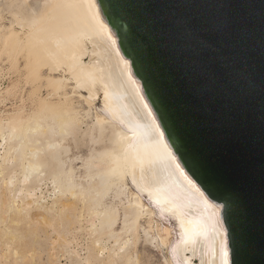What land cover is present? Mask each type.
I'll list each match as a JSON object with an SVG mask.
<instances>
[{"label":"bare ground","instance_id":"bare-ground-1","mask_svg":"<svg viewBox=\"0 0 264 264\" xmlns=\"http://www.w3.org/2000/svg\"><path fill=\"white\" fill-rule=\"evenodd\" d=\"M6 18L8 25H2ZM1 56L8 61H18L20 56L25 59L26 79L40 83L38 89L45 82L49 100L38 97L37 112L27 116L31 119L24 126L26 136L15 129L21 118L0 120L3 146L14 135L21 139L6 148L7 153H0V174L3 164L9 163V153L24 158L23 148L30 143L32 156L19 166L24 186L32 178L39 185L48 173L54 191L78 199L87 208L89 224L97 225L94 231L113 239L117 246L124 240L119 233L127 235L117 250H128L132 240L136 244L142 230L147 244L167 250V264H195V259L198 264H236L226 220L227 202L204 185L175 140L131 54L125 26L114 16L108 0H0ZM57 72L61 74L55 76ZM100 95L101 106L93 108ZM74 97L87 109L80 100L75 105ZM56 135L73 141L87 139L89 153L82 159L85 183L74 181L71 165L65 169V162L71 161L63 159L68 150L60 146ZM12 178L8 184L13 183ZM114 181L125 185L128 194L121 208L120 232L115 230L119 212L105 202L114 193L123 203L120 196L125 191L117 190ZM129 183L136 191L130 192ZM30 188L19 192L36 201V192ZM33 201H27L26 207L38 203ZM68 216H61L65 224L71 221ZM155 216L174 220L175 239L170 237L171 228L159 224ZM144 219L147 228L141 224ZM152 224L154 235L150 234ZM100 241L95 242L99 245ZM128 257L121 264H138Z\"/></svg>","mask_w":264,"mask_h":264},{"label":"water","instance_id":"water-1","mask_svg":"<svg viewBox=\"0 0 264 264\" xmlns=\"http://www.w3.org/2000/svg\"><path fill=\"white\" fill-rule=\"evenodd\" d=\"M175 140L264 264V0H108Z\"/></svg>","mask_w":264,"mask_h":264},{"label":"rangeland","instance_id":"rangeland-1","mask_svg":"<svg viewBox=\"0 0 264 264\" xmlns=\"http://www.w3.org/2000/svg\"><path fill=\"white\" fill-rule=\"evenodd\" d=\"M4 20V23L2 21V25H8L7 18ZM4 57L5 56L0 57V120L7 121V118L10 119L15 116L21 118L25 122L22 121L15 125V129L16 132L26 136L24 126L27 125L29 121L27 119L29 117L27 116L31 115L30 117H32V114L34 115L37 112L36 104L39 96L42 99H46L47 97L46 100H49V96L46 95L48 94V89L44 87L45 82L43 81H41V88H39V90L37 86L40 83L37 85L34 82H31V78L30 80H28V78L26 79V62L25 59L21 58V56L20 58L18 57V61H8V59ZM12 61H15L17 65H12ZM45 72L46 68H44V73ZM58 73L61 74V72H57L54 73L55 76H59L60 74ZM82 94L85 96L88 95L87 92H83ZM101 98L102 97L100 95L94 103L96 106H92L93 108L101 106ZM78 100H80L78 97H74L73 102L75 105L80 104L82 108L87 109V106L81 102V100L78 104ZM53 101H57V99H54ZM80 108H78V110H80ZM54 138L59 141L62 148H66L68 150L67 156L62 155L64 151H61L63 159L65 160L67 158V160L70 159L71 161L69 162L65 160V169L71 165L74 171V181L82 184L85 183L84 181L86 178L85 170L82 167V159L86 158L89 153L86 145L87 139L78 137L73 141L71 137L63 138L60 135H56ZM20 140L21 139L14 135L10 137V141H8V143L4 146L0 140L2 144L0 146V153L4 155L7 153L6 148L16 146ZM24 142H28L27 138H24L23 143ZM33 151L34 147L29 143L23 148L22 154H24V158L20 157V154L17 152H10V155L8 156V159H10L9 163L6 162V165L5 163L3 164L4 170H2L0 174V264H121V259L128 256V258L131 259V263L136 262L137 260L138 264H167V250L165 248L160 250L159 248H155L153 245L147 244L144 241L145 237L142 230L139 231L140 238L136 244H134L135 240H132L134 245L132 242L128 244L130 245L128 246V250H126L127 248H125L126 251L117 250L120 248L121 240H123H120V238H124L122 242L127 239V235L125 237L124 234L119 233V228H121L120 221L122 220L121 208L122 204L126 202L125 198L128 196L127 190H124L125 185L122 183L116 184L114 181L117 190H120L122 193L123 190L125 191L123 195L121 194L120 196L123 203H120L118 198L113 197L114 193H110L105 199L107 205L115 207L119 212L117 223L115 225V230L119 231V236H121L119 238L120 241H118V243L120 242L118 247L117 244L114 243L113 239L108 240L106 235L103 234V236H105L103 237L98 230L97 232L93 230L97 228V225L96 223H94L95 225H90L92 220L89 214L86 213L88 210L82 203H79L80 201L78 199H71V196L68 194L60 196L56 190L54 191V187L48 173L42 177V182L39 183V185L36 181H34V178H32L30 183H26L24 186L22 181L23 172L19 171V166L26 162L25 159L29 161L32 156L30 153ZM12 172L16 173L13 174ZM10 178H12L11 180L13 183L8 184ZM28 187H32L30 190L34 189L33 191L36 192H34V199L37 197V199H35L36 201H33V199L27 200L23 197L21 192ZM127 187L130 188V192H134V190L136 191L131 183H129ZM20 189L21 192H19ZM17 192L19 196L17 195ZM142 200L146 205H149V201H147L148 199L145 196H142ZM27 201L38 203L35 204L32 202L34 205L32 204L30 208H27ZM35 205L38 208H35ZM60 215H63V217L69 215L68 217L71 221L68 224H65ZM72 218L77 220H73V222ZM88 218L90 219L88 220ZM154 220H157V222L161 225L171 228L170 237L171 239L176 238L178 231L172 218L155 216ZM141 224L143 227L147 228L146 220H142ZM93 226L95 228H93ZM151 231L150 234L154 235L156 232L155 224H152ZM99 237H101L102 241L98 239ZM96 238L98 240H96ZM95 241H100V244L98 243L99 245H97ZM102 248L105 249L103 253H101ZM111 249L112 251H110ZM113 252L115 255H113ZM118 255L120 256L115 258ZM86 257H90L88 258L89 261ZM198 262V259L194 260L195 264H198Z\"/></svg>","mask_w":264,"mask_h":264}]
</instances>
